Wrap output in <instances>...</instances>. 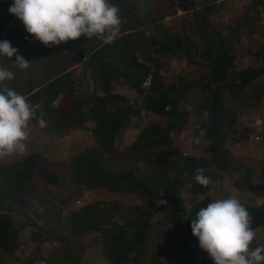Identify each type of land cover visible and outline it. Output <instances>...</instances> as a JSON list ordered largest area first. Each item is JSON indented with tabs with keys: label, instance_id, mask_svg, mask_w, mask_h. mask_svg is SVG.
I'll return each instance as SVG.
<instances>
[{
	"label": "trees",
	"instance_id": "16d2710c",
	"mask_svg": "<svg viewBox=\"0 0 264 264\" xmlns=\"http://www.w3.org/2000/svg\"><path fill=\"white\" fill-rule=\"evenodd\" d=\"M143 1L110 0L119 7L123 20L112 43L94 47L97 40L93 36L92 40L80 37L71 46L72 60L92 69L94 87L88 96L80 95L70 81L71 74H65L26 97L29 103L42 105L37 117L42 112L47 123L40 127L37 119L30 120L36 128L66 130L89 120L94 142L66 164L73 189L57 171L46 172L42 184H35L39 153H29L13 165H0V264H81L85 253L81 239L91 232L100 235L104 257L111 264H169L167 259L175 252L180 255L179 264H210L209 254L194 235L182 254L179 245L163 247L160 241L186 234L184 225H191L197 212L213 202L214 185L237 171H242L243 178L232 180V188L264 196V160L257 162L256 177L249 165H232L227 150V144L249 138L248 129L237 128L239 114L264 105V41L251 54L257 66L237 67L239 40L259 32L264 0H249L240 15L220 25L214 24L213 17L227 0H146L145 10L140 11ZM13 4L14 0H0V41L19 46V54L23 44L27 45L35 60L43 44L9 12ZM85 51H89L88 58ZM172 59H185L186 69L166 82L164 66ZM146 79L149 82L144 85ZM116 83L136 93L142 110L161 118L147 123L123 149L117 148L116 141L136 110L124 94L113 92ZM46 91L51 95H44ZM191 91H197L192 137L206 143L204 156L199 157L182 153L171 139L189 124L191 113L180 101ZM59 95V107L54 108L52 103ZM197 125L207 130L204 136ZM198 168L210 177L208 187L194 180ZM187 185L191 194L202 197L190 202L189 208L180 197ZM94 190L135 196L137 204L90 202L69 211L71 239L57 235L63 207L77 202L75 196L82 192ZM241 204L250 212L255 232L264 228V205ZM13 213L25 217L31 228L30 241L36 243L23 261L16 258L20 230L14 225ZM44 243L49 245L46 252L41 249Z\"/></svg>",
	"mask_w": 264,
	"mask_h": 264
},
{
	"label": "clouds",
	"instance_id": "9594fccd",
	"mask_svg": "<svg viewBox=\"0 0 264 264\" xmlns=\"http://www.w3.org/2000/svg\"><path fill=\"white\" fill-rule=\"evenodd\" d=\"M9 12L46 47L75 41L81 36L92 38L105 34V43H112L123 23L119 7L110 0H14ZM5 56L10 60L15 57V66L22 71L31 65L8 40L0 41V57ZM14 78L11 70L0 66V159L25 153L30 120L37 119L40 127L47 123L42 112L37 117L42 108L40 103H29L25 96L4 84ZM206 131L200 128V136ZM205 171L198 168L194 180L208 187L212 181ZM251 222L248 209L235 196H230L201 208L192 219L191 229L215 264H264V245L250 247L256 236Z\"/></svg>",
	"mask_w": 264,
	"mask_h": 264
},
{
	"label": "rangeland",
	"instance_id": "374dc122",
	"mask_svg": "<svg viewBox=\"0 0 264 264\" xmlns=\"http://www.w3.org/2000/svg\"><path fill=\"white\" fill-rule=\"evenodd\" d=\"M133 1L138 2V0H131V2ZM248 1L249 0H227L225 7L222 8L220 12L213 17L214 24H226L231 21L233 17L240 15L243 10L244 4ZM146 6L147 2L146 0H144L140 5V11L145 10ZM197 6H200V4L198 3ZM166 24H169V19L166 20ZM257 24L261 26L258 33L254 35L246 34L239 40V44L237 46V67L239 69H246L248 67H254L258 65L254 62L251 54L258 50L264 41V19H261ZM106 38L107 35L94 36V41L97 40L94 43V47H96V45L105 43ZM12 46L15 48L19 47L16 44H12ZM185 69V59H172L168 61L165 64L163 70L166 82H170L174 78L175 73L177 71ZM130 91L132 95H129L128 93H123L124 95L122 96H125L127 101L132 104L133 110L136 111H133L134 113L130 117V122L121 132L120 136L118 137V140L116 141V146L119 149L125 148L132 141H134L147 123L161 121L160 117H156L153 114L142 110V104L139 97H137L136 93L133 90L130 89ZM84 92H86V86H84ZM196 98L197 91H191L180 101V105L185 110L189 111L191 113V116L187 128L181 133H173L171 135V139L172 145L178 150H180L182 153L199 157L204 156V148L206 143L204 140H196L192 137V123L195 120V117L192 113V105L196 101ZM239 115L240 117L237 123L238 130L241 131L246 128L249 130L250 135L248 140L243 143L233 145L227 144V150L230 155V161L234 166H239L242 163L249 165V167L254 170L252 172L253 175L257 177L259 173L258 170L260 168L257 162L264 160V105H260L259 107L251 111H242ZM84 141L85 146L90 144L89 138L87 140L84 139ZM69 152L70 151H57L58 155L54 152L43 154L40 159L37 174L35 175V184H42L46 172L57 171L62 176L63 183L65 185H68L70 189H73L69 185V175L66 169L67 162L73 156V154ZM140 167H144V164L141 163ZM242 175V171H237L233 173L232 176L227 177L226 180H223L222 182L214 185V188L210 194L212 200L215 201L218 199H224L230 196H235L239 201L243 203L255 206H263L264 196H257L246 190L237 191L232 188V180H234L235 178L241 180L243 178ZM188 189V185L182 187L180 195V197L182 198V202L184 203L186 208L190 207V202L202 199L201 196L191 194ZM75 198L76 200H78L77 202L74 201L69 206L63 207L64 213L61 215V222L56 230V234L62 236L66 240L71 239L69 232L68 215L70 210L77 209L78 207H81L93 201H118L121 203L122 206L125 207L137 204V198L135 196L114 195L103 190L84 191L79 194V196H75ZM36 210H38V208H36ZM39 212L41 213L42 210H39ZM51 212H54V210H51ZM26 222L27 220L25 219V217L19 214L18 217H15L14 225L17 227L20 226L19 230L22 231L21 228L23 227L21 226H23V224H25ZM191 230V225L185 224L183 232L186 234H182L179 237H175L173 239L171 238L161 240L160 244L163 247L179 245V252L181 253L186 243L189 240H192L191 238L193 233H191ZM30 231V228H25L22 232H20V247L16 253V258L20 261H23L24 259L28 258L36 246V243H32V241H30ZM81 243L83 244L85 250L81 264H111L104 257L102 240L98 233L91 232L88 235L82 237ZM259 245H264V228L256 232V236L250 247L254 249ZM41 249L46 252L49 249V245L47 243H44L41 245ZM167 260L169 264H179L181 262L180 255L179 253L177 254V252L170 255ZM209 263L215 264L212 259L209 261Z\"/></svg>",
	"mask_w": 264,
	"mask_h": 264
},
{
	"label": "crops",
	"instance_id": "0c3cea01",
	"mask_svg": "<svg viewBox=\"0 0 264 264\" xmlns=\"http://www.w3.org/2000/svg\"><path fill=\"white\" fill-rule=\"evenodd\" d=\"M81 38L90 40V38L87 36H81ZM74 42L75 41L70 40L67 43L62 42L60 45H53L52 47H46L45 45H42V47H39L38 49V55L35 60L31 59L32 57L29 56L30 53L27 52L28 49L25 48L27 45L23 44V51L20 55L24 56L28 61L31 62L30 67L24 71L15 66V57H13L12 60L6 56L0 57V66L11 70L15 77L12 80L5 81L4 84L26 98L28 95H31L39 89L43 90L48 88L54 81L59 80L65 74H71L70 81H74L77 92L82 96H88V93L92 92L94 87L92 69L87 67L84 68L82 63L78 64L72 60L73 53L70 51V48ZM12 44L14 45V43ZM87 46L89 47V44ZM91 50L94 49L91 48ZM85 55V57L88 58L89 51H85ZM84 86H86V92H84ZM59 87L60 84H58V88ZM57 90L59 92V89ZM114 92L119 95L123 93L132 95L128 87H122V85L119 83L115 84ZM44 95H51V93L46 91ZM60 97V95L57 96V98L52 103L54 108L59 107L58 101ZM92 127L93 123L87 120L80 127L68 128L66 130L47 131L36 128L31 123V121H29V128L27 129L29 132V138L26 141L27 149L25 153L23 155L17 153L15 155L0 159V165H13L18 163L29 153H39L41 158L43 154H48L51 152L57 154V151H70L69 153L73 154L72 157H74L79 152L93 144L94 138L91 132ZM88 138L90 144L85 146L84 139L87 140ZM18 215L19 214L17 213H13V220H15V217H18ZM15 227L20 229V226ZM21 227H23L21 228L22 231L25 228H30L26 223ZM22 231L20 230V232Z\"/></svg>",
	"mask_w": 264,
	"mask_h": 264
},
{
	"label": "built area",
	"instance_id": "2783aa9c",
	"mask_svg": "<svg viewBox=\"0 0 264 264\" xmlns=\"http://www.w3.org/2000/svg\"><path fill=\"white\" fill-rule=\"evenodd\" d=\"M149 82V79H146L145 82H144V85H147Z\"/></svg>",
	"mask_w": 264,
	"mask_h": 264
}]
</instances>
